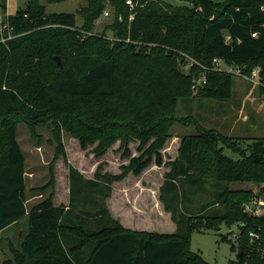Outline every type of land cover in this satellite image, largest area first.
<instances>
[{
	"label": "trees",
	"instance_id": "1",
	"mask_svg": "<svg viewBox=\"0 0 264 264\" xmlns=\"http://www.w3.org/2000/svg\"><path fill=\"white\" fill-rule=\"evenodd\" d=\"M126 1L87 0L79 9L85 36L77 27L76 13H48L41 0H25L8 16L13 36L0 41V231L25 217L28 223L20 242H10L11 255L1 264H213L191 249L190 237L195 229L213 228L217 220L239 226L235 264H264V212L253 215L245 209L246 203L264 196V136L244 144L241 140L247 137L207 129L197 138H183L180 158L186 167L178 165L170 177H187L199 186L213 181L218 192L203 206L201 211H208L197 222L187 217L183 223L179 207L167 204L178 225L172 234L123 228L105 209L96 220L101 226L88 228L87 215L97 217L99 208L94 214L83 210L80 217L86 225H73L67 222L66 207L55 205L52 194L28 209L19 122L33 132L35 124H55L57 151L62 154V128L84 147L98 141L97 155L118 139L140 140L141 154L121 173L97 172L90 179L71 167L77 202L83 199L82 183L89 197L102 183L107 196L113 180L130 170L140 172L153 156L162 162L159 149L176 118L178 102L192 101L194 79L203 72L207 82L195 90L200 96H232L234 74L211 70L214 58L246 74L258 68L264 82V0H133L134 9ZM108 7L112 22L102 34L91 33ZM0 10L7 12V0H0ZM257 87L264 92L263 85ZM225 148L240 157L228 156ZM178 162H172L174 168ZM222 181H249L258 188L222 189ZM93 201L87 203L96 205ZM106 217L110 222H103ZM252 231L259 238H252Z\"/></svg>",
	"mask_w": 264,
	"mask_h": 264
},
{
	"label": "rangeland",
	"instance_id": "2",
	"mask_svg": "<svg viewBox=\"0 0 264 264\" xmlns=\"http://www.w3.org/2000/svg\"><path fill=\"white\" fill-rule=\"evenodd\" d=\"M46 5L48 13L51 12H74L77 14V27L85 36L86 33L80 29L83 18L80 8L87 0H41ZM174 4L181 0H167ZM224 1V0H214ZM25 0H7V12L0 10V18L6 14L14 13L24 4ZM109 16L105 14L95 21L91 30L93 34H102L108 24L112 22L110 7L106 8ZM10 12V13H8ZM90 32V31H89ZM110 37V31L107 32ZM61 62L63 60L61 55ZM57 61V60H56ZM192 61L190 62V64ZM189 64V65H190ZM64 65V64H63ZM186 70L189 69L185 66ZM192 90L193 99H180L177 105L176 118L171 121L170 130L165 138L163 146L159 149L162 162H156L155 156L140 172L133 170L127 172L125 177L113 180L110 185L109 195H105L103 184L92 188L89 197L84 192L87 184L80 186L83 199L77 202V192L71 183V167L77 168L79 174L84 178H95V173L118 174L124 171V166L130 164L133 157L141 154L139 149L140 140L131 139L128 142L118 139L101 155L94 151L98 141L89 143L86 147L81 144L78 137L71 131L61 129V138L65 147V153L57 151L55 140L56 125L51 123L35 124L33 132L25 122L18 123L17 138L21 144L26 157V188L27 206L30 209L38 201L52 194L55 205H64L68 210L67 222L73 225L81 224L80 217L83 210L94 214L99 208V215L88 217V228L101 226L96 222L97 218L104 213L120 222L123 228L148 233L172 234L178 229L174 219L173 211L167 209L179 207L181 219L191 218L197 222L200 216L208 210L201 211L204 205L213 202L218 192V186L213 181L204 185H198L187 177H176L172 179L169 174L182 165L180 148L183 138L192 135L197 138L202 130L214 129L228 136L247 137L244 144L252 141V137L264 136V92L254 86L249 80L234 75L232 96L228 99H216L202 97L199 91ZM191 113V117L186 115ZM196 140V139H195ZM198 143H200L197 140ZM225 154L238 159L239 152L230 148L224 149ZM179 161L174 168L172 162ZM186 167V165H182ZM176 184V185H174ZM224 187L231 189L253 188L258 186L249 181L219 182ZM94 200L96 205L87 203ZM72 200V203H71ZM262 205L259 212H264V196L260 198ZM213 206H218L214 204ZM69 208V209H68ZM106 211L102 212L101 210ZM106 217L103 222H110ZM27 218L0 231V264L2 260L11 255L10 242L18 244L27 229ZM213 228L193 230L190 237V247L193 251L200 253L204 259L213 264H235L240 252L237 233L239 226L235 223L227 225L224 221L217 220ZM186 227V223L185 226ZM237 244L235 249L233 243Z\"/></svg>",
	"mask_w": 264,
	"mask_h": 264
},
{
	"label": "built area",
	"instance_id": "3",
	"mask_svg": "<svg viewBox=\"0 0 264 264\" xmlns=\"http://www.w3.org/2000/svg\"><path fill=\"white\" fill-rule=\"evenodd\" d=\"M126 2L131 7V9H134L135 2L133 0H127ZM105 14L108 15L109 12L106 11ZM8 16L9 14H6L4 18L2 17L0 18V41L1 42H5L6 40L10 39L13 36L12 34L13 26L9 23ZM133 17H134V14L132 13L130 16V19H132ZM253 36H257V33L256 32L253 33ZM211 68H212L211 70L228 71L239 77L246 78L254 86H261V85L264 86V82L260 76V72L258 68H255L254 70H252L250 74H246L243 72L242 68L227 64V62L221 58H214L213 66ZM206 69H209V68H206ZM206 82H207L206 72H203L198 78L194 79L192 88L194 90H198ZM260 198L258 200H254L251 203H246L245 209L251 212L253 215H261L262 212H259V206L262 205L263 202L259 201ZM256 203L257 205L253 207V204H256ZM250 236L252 238H259V234L255 231L250 232Z\"/></svg>",
	"mask_w": 264,
	"mask_h": 264
},
{
	"label": "water",
	"instance_id": "4",
	"mask_svg": "<svg viewBox=\"0 0 264 264\" xmlns=\"http://www.w3.org/2000/svg\"><path fill=\"white\" fill-rule=\"evenodd\" d=\"M56 60H57V62H58V64L60 65V66H63V64H62V62H61V59H60V56H56ZM258 194V193H257ZM241 255H242V253H241Z\"/></svg>",
	"mask_w": 264,
	"mask_h": 264
}]
</instances>
